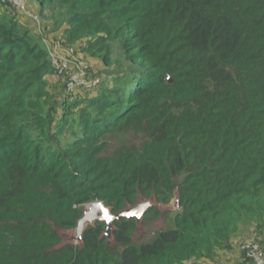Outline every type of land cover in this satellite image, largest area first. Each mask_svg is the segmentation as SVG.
<instances>
[{"label": "trees", "instance_id": "trees-1", "mask_svg": "<svg viewBox=\"0 0 264 264\" xmlns=\"http://www.w3.org/2000/svg\"><path fill=\"white\" fill-rule=\"evenodd\" d=\"M35 1L43 35L113 67L114 85L55 99L48 50L0 0V264H234L233 231L264 219V0ZM130 132L140 145L110 150ZM176 193L174 227L150 242L122 219L113 246L96 223L53 250L89 203Z\"/></svg>", "mask_w": 264, "mask_h": 264}, {"label": "rangeland", "instance_id": "rangeland-1", "mask_svg": "<svg viewBox=\"0 0 264 264\" xmlns=\"http://www.w3.org/2000/svg\"><path fill=\"white\" fill-rule=\"evenodd\" d=\"M28 1V11L38 16V11L40 6L37 5V2L35 0H27ZM5 10L4 7L0 5V14H4ZM20 21V25L24 28L29 30L36 38H38V41L42 43V45L50 52L54 49L55 44H57L58 40L53 39V35L46 36L43 35V23L42 18L41 20V26L36 24L35 22H32L31 19H27L26 17L22 16L21 14L18 16ZM61 39V38H59ZM60 41V40H59ZM65 47H68V45L65 44ZM74 49V56L76 57L77 61L85 62L87 65L90 66V72L93 76L100 79L99 87L93 89L94 92L101 86L107 84H110L111 86L114 85L113 79L109 77L110 72H114L113 67H107L103 60L98 58H91L84 52L83 47L75 46L72 47ZM60 55L65 56L68 55L65 51H59ZM49 60L51 59L49 53ZM52 62V61H51ZM53 63V62H52ZM73 68V65H72ZM43 80L47 83L46 88L47 90L54 95L55 99L60 98V94H64V85L66 84V78L59 75L58 72H56V69H54L53 74H45L43 76ZM73 92V94L77 96H81L80 98L87 96L86 92L83 91V89ZM60 100V99H59ZM142 143V138L140 136H135L134 134L130 133H116L113 136L109 137V146L110 150H114L121 146H126L130 144H138L140 145ZM177 195V194H176ZM176 196L173 197L171 200V203L175 202ZM180 212L179 209H165L161 211V214L159 216L150 215L149 217H146L148 219H143L141 227L137 228V230L133 233L132 239L133 243L135 245L144 244L147 242H150L153 240L158 233L161 231H166L169 229H172L174 227V220L176 214ZM264 220V219H263ZM263 220H256L252 219L248 223H241L239 228L236 231H233L232 234V245L233 249L231 252H222L221 257L223 261L229 260L230 262H233L234 264H248L246 263V260H244V254L242 250V246L250 241H254L260 245L264 252V221ZM262 227V228H261ZM58 231H60V228H57ZM253 264H255L252 261Z\"/></svg>", "mask_w": 264, "mask_h": 264}, {"label": "water", "instance_id": "water-1", "mask_svg": "<svg viewBox=\"0 0 264 264\" xmlns=\"http://www.w3.org/2000/svg\"><path fill=\"white\" fill-rule=\"evenodd\" d=\"M177 194V193H176ZM175 202L171 204L158 202L155 196L145 198L141 195L138 196L137 201L133 205H127L125 208L118 212H114L112 207H108L102 201H95L84 206L82 210V217L78 221L77 227L72 230L59 229L56 227L61 242L53 248V250L61 249L66 245H83L84 233L89 227H93L96 223L105 225V231L102 234V239H106L107 244L115 245L114 231L116 230L115 223L120 222L122 219H134L137 228L141 227L143 219L146 214L152 210L157 209L160 212L165 209H179L180 206L179 195L177 194Z\"/></svg>", "mask_w": 264, "mask_h": 264}, {"label": "built area", "instance_id": "built-area-1", "mask_svg": "<svg viewBox=\"0 0 264 264\" xmlns=\"http://www.w3.org/2000/svg\"><path fill=\"white\" fill-rule=\"evenodd\" d=\"M13 7L20 14L32 18L36 24L40 25V18L28 11L27 0H2ZM59 51H65L68 55L62 56ZM74 49H64L60 43L55 44L53 50L49 53L56 72L66 78L67 90L75 92L78 89H93L100 84V79L93 77L90 72V66L85 62L77 61L74 56ZM73 65V68H72ZM243 252L255 264H264V252L260 245L254 241L245 243L242 246Z\"/></svg>", "mask_w": 264, "mask_h": 264}]
</instances>
